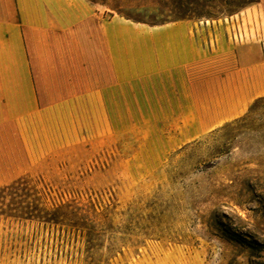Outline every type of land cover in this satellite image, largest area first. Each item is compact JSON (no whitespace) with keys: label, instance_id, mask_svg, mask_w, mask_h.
<instances>
[{"label":"rangeland","instance_id":"obj_1","mask_svg":"<svg viewBox=\"0 0 264 264\" xmlns=\"http://www.w3.org/2000/svg\"><path fill=\"white\" fill-rule=\"evenodd\" d=\"M94 1L135 24L214 23L239 45H264V0ZM215 59L197 72L193 91H206L200 104L157 102L150 82L143 92L130 86L122 102L81 97L78 134L41 128L37 149L16 155L14 166L0 150V189L27 178L31 200L48 207L93 202L112 220L114 232L100 243L118 252L113 264H264V104L217 133L236 119L216 115L229 116L245 91L232 94V64ZM255 90V100L264 97ZM84 253L82 238L60 226L0 216V264H83ZM100 257H110L107 249Z\"/></svg>","mask_w":264,"mask_h":264},{"label":"crops","instance_id":"obj_2","mask_svg":"<svg viewBox=\"0 0 264 264\" xmlns=\"http://www.w3.org/2000/svg\"><path fill=\"white\" fill-rule=\"evenodd\" d=\"M218 54L232 64L226 87L234 96L242 89L245 94L235 96L229 116L215 120L237 119L260 96L255 88L264 89V62L254 65L264 57V45H239L214 23L135 24L87 0H0L4 165L14 166L16 155L35 151L41 128L46 136L57 128L63 135L74 129L78 134L81 97L111 103L114 96L122 102L130 86L139 92L150 82L157 102L203 103L206 91H193L202 80L197 72Z\"/></svg>","mask_w":264,"mask_h":264},{"label":"trees","instance_id":"obj_3","mask_svg":"<svg viewBox=\"0 0 264 264\" xmlns=\"http://www.w3.org/2000/svg\"><path fill=\"white\" fill-rule=\"evenodd\" d=\"M87 1L95 4L94 0ZM261 104H264V97L255 100L245 116L225 124L216 130L217 133L233 131L234 127L251 120L252 115L257 112ZM28 182L27 178H20L11 185L0 189V201H5L7 196L11 198V204L7 206V210L0 208V216L15 221H37L45 225L60 226L65 229L66 233H75L82 238L85 252L83 264H113L114 258H116L113 254L117 252L114 251V246L111 245L108 248L100 243L101 235L114 232L109 215L99 214L98 207L93 202L84 204L69 201L48 207L39 200L32 201ZM1 205H4L3 202ZM100 215L102 216L101 221H99ZM105 249L110 257L106 261H102L100 254Z\"/></svg>","mask_w":264,"mask_h":264}]
</instances>
